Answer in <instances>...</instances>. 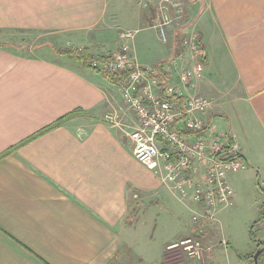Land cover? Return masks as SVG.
I'll use <instances>...</instances> for the list:
<instances>
[{
  "label": "crops",
  "instance_id": "1",
  "mask_svg": "<svg viewBox=\"0 0 264 264\" xmlns=\"http://www.w3.org/2000/svg\"><path fill=\"white\" fill-rule=\"evenodd\" d=\"M109 1L0 0V28L68 32L69 48L104 56L116 39L104 26ZM145 1L150 6L157 0ZM187 5L191 22L179 29L171 24L166 42L156 26H144L154 18L150 12L137 13L129 21L132 30L153 29L159 44L133 37L131 54L143 67L165 65L181 50L178 33L194 31L203 71L188 92L212 100L200 116L205 128L226 144L227 138L233 141L263 179L264 0H188ZM119 7L124 18L130 9ZM163 7L172 12L170 4ZM38 50L25 55L0 46V156L11 150L0 157V264H161L168 244L190 237L211 250L186 264L207 259L239 264L229 255L234 240L223 235L221 220L236 202L235 193L215 222L194 223L192 199L179 200L133 158L128 132L136 117L117 87L50 49ZM109 51L106 56L115 49ZM172 103L182 108L183 102ZM237 172L227 174L232 189L230 175ZM165 220L177 222L171 232L178 228L180 234L154 243V229ZM256 241L257 250L264 236Z\"/></svg>",
  "mask_w": 264,
  "mask_h": 264
},
{
  "label": "built area",
  "instance_id": "2",
  "mask_svg": "<svg viewBox=\"0 0 264 264\" xmlns=\"http://www.w3.org/2000/svg\"><path fill=\"white\" fill-rule=\"evenodd\" d=\"M174 19L165 20L160 25V33L166 42L165 27L181 19L180 3L170 4ZM164 9V7H163ZM167 30V29H166ZM133 34H121L123 43L120 51L106 56L104 62H93L98 70L111 74L128 73L126 81L117 90L121 100L127 105L136 122L128 132L132 144L133 158L153 171L165 187L179 200L191 198L195 207L191 209L194 223H213L217 213L230 207L234 192L227 181V174L245 168L237 145L222 135L212 136L200 117L213 106L210 99L199 95H189L187 87L191 80L203 71L202 50L196 33L184 37L180 48L189 50L195 62L189 68L178 70L181 53L163 65L162 70L169 77L164 87L156 78L157 69L141 66L132 56L129 41ZM178 83H173V78ZM171 96L181 97L182 108L168 100ZM114 123L111 116L107 117ZM181 132H190L184 135ZM229 157V158H226ZM225 245V241L221 242ZM211 246L203 245L197 238H185L168 244L162 253L163 264H186L190 260L203 259Z\"/></svg>",
  "mask_w": 264,
  "mask_h": 264
},
{
  "label": "rangeland",
  "instance_id": "3",
  "mask_svg": "<svg viewBox=\"0 0 264 264\" xmlns=\"http://www.w3.org/2000/svg\"><path fill=\"white\" fill-rule=\"evenodd\" d=\"M120 4L119 6L124 7L127 9L130 5L132 8L129 7V12L127 15H125L124 18L121 17V8L114 4L112 0H110L109 8L107 10V13L105 15V25L108 26V30L111 34L115 33L116 39L113 42V46L111 49H115L113 53H116L117 51H120L121 46L124 42L127 43V41H124L121 39V34L123 33H131L133 34V37L136 38L139 42H143L144 44H150V45H158V36H156V33L151 28H145L142 29V26L138 27V31H134L132 29H135L136 27L130 26V20L137 19V13H146L150 12V15H152L154 18H152L151 23H148L144 26H148L149 24L154 25L156 28L158 35L160 37V40L164 42L163 38L161 37L160 33V25L166 20L174 19L175 14H173L171 11H169L168 8L162 9L161 7L166 4H171L172 2L180 3L182 8L181 13V19H177L174 22V29H179L181 26L187 24L188 22H191L192 14L189 11L188 12V0H160L158 3V11H157V1L150 4V6L147 4V1L145 0H119ZM115 8H114V6ZM133 9V10H132ZM190 10V9H189ZM130 13H134L133 17L131 15L127 18V16ZM189 13V14H188ZM151 16V17H152ZM177 17V16H176ZM132 23V22H131ZM103 25V24H101ZM172 28V27H170ZM169 28L165 27V36L166 40H168V31ZM195 32L192 31L191 33L187 35H183L179 32L177 35V40L180 38V43L184 37H187L190 34H194ZM56 35H63L60 39H56L54 36ZM68 32H62L51 34L49 31H42L40 29H28V30H13V29H7V28H0V42L1 43H8V44H15L17 48L7 45L8 48H15L18 50L17 52H20L21 54L25 55H36L38 54L39 48H47L52 50V54L56 57L58 49L64 50L68 49L69 45L67 44V41H65L68 37ZM133 39V38H132ZM57 40V41H56ZM158 43V44H157ZM60 45V46H59ZM128 45V43H127ZM63 47V48H62ZM157 48V47H156ZM110 48H107L106 53L103 54L106 57V54H110L111 50ZM26 50L27 53L24 51ZM177 53H181L184 57L180 59L181 67H178L179 71L183 68H189L194 64V60L191 59V53L189 50H184L181 48V50L177 51ZM100 55V54H99ZM60 57V56H59ZM65 57V56H64ZM197 62H203L202 58H198L196 60ZM148 68H156V67H148ZM195 79V77H194ZM193 79V80H194ZM217 79V77H215ZM193 80H191V83L188 85L187 88L193 89ZM187 93L191 95L190 92ZM118 95V94H117ZM208 98V97H207ZM210 99V98H208ZM211 100V99H210ZM212 101V100H211ZM214 105V103H213ZM131 128H129V131ZM243 163L245 164V168L238 169L239 171L237 173H233L232 176L230 175V179H233V190L236 197V202L233 204V206L230 208V213L228 216L222 220V233L223 235L230 236L234 242V250L232 247L230 250L228 249L229 255L232 254L234 258V263L239 264H252L250 262V259L248 258L251 253H255L257 241L261 236H264V223L259 226L260 216L264 213V178L259 179V175L257 176L256 169H254L252 166L249 167L247 165V162L243 158ZM261 213V214H260ZM219 219V217H218ZM178 222V218H177ZM177 222H168L166 223V220L158 223L157 227H155L153 232V239L154 243H158L162 241L163 239L170 237V236H177L180 234V230L177 228L176 231L174 229V232L172 231V225ZM259 222V223H257ZM257 223V224H255ZM155 233V234H154ZM155 248L156 246L152 247L153 255H155ZM151 254V255H152ZM152 255V256H153ZM208 258V255L206 256ZM245 259L248 263H245ZM200 262V263H199ZM207 264H217V262L212 263V261L206 260ZM153 264H160V263H153ZM163 264V262L161 263ZM198 264H201V261H198ZM220 264V263H218ZM259 264H264V250L259 256Z\"/></svg>",
  "mask_w": 264,
  "mask_h": 264
},
{
  "label": "trees",
  "instance_id": "4",
  "mask_svg": "<svg viewBox=\"0 0 264 264\" xmlns=\"http://www.w3.org/2000/svg\"><path fill=\"white\" fill-rule=\"evenodd\" d=\"M7 45L9 46H12V47H16V45L13 43V44H8V43H1L0 42V46H3V47H6ZM57 55L58 56H65L67 57L68 59L72 60L74 63L78 64L79 66H81L82 68L84 69H88V70H92L94 71L96 74H98L99 76H101L105 81H107L109 84H111L112 86H119L120 84L124 83L128 77V73H121V74H111V73H108V72H104V71H101V70H98L96 68H94L92 66V63L97 61V62H104L106 61V57L105 56H102V55H94L92 54L87 48H68V49H64V50H60L58 49L57 51ZM162 67L163 65H157L156 69H157V76L156 78L159 80V83H160V86L161 87H164L167 82H168V75L166 73H164V71L162 70ZM168 100L170 102H183L181 97H178V96H171L168 98ZM78 112V111H76ZM74 114L73 113H69L63 117H61L59 120H57L55 123H53L52 125H50L49 127H47L45 130H48V129H52L54 128L55 126L59 125V124H62L64 122H66L68 120V118L70 116H72ZM182 134L188 136V135H191L192 133L190 132H181ZM11 150L7 151L6 153H4L3 155H1L0 157L4 156L5 154L7 153H10ZM226 158H229V157H226ZM234 158H238L240 160H242V156L239 154L237 156H235ZM264 220V213L263 215L260 216V221H263ZM258 223V222H257ZM263 246H264V243H262ZM250 259V262L252 263V255H250L248 257Z\"/></svg>",
  "mask_w": 264,
  "mask_h": 264
},
{
  "label": "water",
  "instance_id": "5",
  "mask_svg": "<svg viewBox=\"0 0 264 264\" xmlns=\"http://www.w3.org/2000/svg\"><path fill=\"white\" fill-rule=\"evenodd\" d=\"M264 250V247H261V245H258V249L255 251V253L252 256L253 264H259V256Z\"/></svg>",
  "mask_w": 264,
  "mask_h": 264
},
{
  "label": "flooded vegetation",
  "instance_id": "6",
  "mask_svg": "<svg viewBox=\"0 0 264 264\" xmlns=\"http://www.w3.org/2000/svg\"><path fill=\"white\" fill-rule=\"evenodd\" d=\"M259 245H261V247H264L263 244L260 242Z\"/></svg>",
  "mask_w": 264,
  "mask_h": 264
}]
</instances>
